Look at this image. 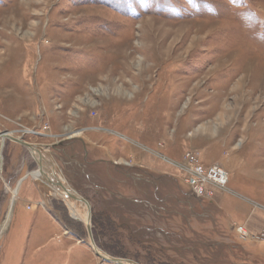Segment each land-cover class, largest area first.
Instances as JSON below:
<instances>
[{
	"label": "rangeland",
	"instance_id": "374dc122",
	"mask_svg": "<svg viewBox=\"0 0 264 264\" xmlns=\"http://www.w3.org/2000/svg\"><path fill=\"white\" fill-rule=\"evenodd\" d=\"M0 132L45 148L109 255L264 264L262 232H237L264 211V0H0ZM189 152L228 189L195 199ZM2 156L0 264H112L23 145Z\"/></svg>",
	"mask_w": 264,
	"mask_h": 264
},
{
	"label": "built area",
	"instance_id": "2783aa9c",
	"mask_svg": "<svg viewBox=\"0 0 264 264\" xmlns=\"http://www.w3.org/2000/svg\"><path fill=\"white\" fill-rule=\"evenodd\" d=\"M185 163L182 164L184 171H188L194 179L195 185L191 195L198 200L204 198H212L218 188L221 191H226L229 183V173L220 164H214L211 167H206L202 164L199 156L195 152H189ZM237 232L241 236H246L248 232L243 228L237 227ZM264 240V231L260 234Z\"/></svg>",
	"mask_w": 264,
	"mask_h": 264
},
{
	"label": "bare ground",
	"instance_id": "6f19581e",
	"mask_svg": "<svg viewBox=\"0 0 264 264\" xmlns=\"http://www.w3.org/2000/svg\"><path fill=\"white\" fill-rule=\"evenodd\" d=\"M80 134L81 133H75L72 137H77ZM5 135H6V137L8 136V137L13 138L12 135H10V134H5ZM4 142H5V138L0 136V175H1V164H2V159H3L2 150H3V147H4ZM31 153L34 154L32 151H31ZM40 157L43 160V163L45 162V163L49 164L48 159L42 157L41 155H40ZM50 164L53 165L51 162H50ZM42 167H43L42 171H37L36 172V179L39 180V181L45 182L46 184H44V185H45L46 189H49L48 191H51V192H54V193H57L58 195H60L66 201V204L68 206V210H69L72 218L77 220V221L83 222L86 225L88 223V217H89V214H90V210H89V207L87 206V204H85V203L82 204V203L76 202L75 199H71V198L69 199V197L67 195H65V193H63V191L58 189V186H56V181L59 182V185H61L63 188H65V189H67V190H69L70 192L73 193V191H75V190L72 188V186L70 184H68L66 181H65L66 182L65 184H64V182H61V180L59 178L61 173H59L57 171H56L57 173L55 171H53V173H52L51 168L46 169V167L44 165H42ZM45 173H48L49 176L47 177L45 175ZM21 184L22 183L20 182L19 187L13 193L14 194L13 204H12V206L10 208V213L8 215L7 221H6V223L4 224V226L2 228V232L6 229L7 223H9L11 218H13L12 217V215H13L12 211H13V207H14V202H15V200L17 202V196L19 194V188H20ZM81 197H83V196H81ZM83 199H85V198L83 197ZM70 200H71V202H70ZM241 228L245 229L244 227H241ZM245 231L248 232L246 229H245ZM90 245L93 248V245H94L93 242H91ZM127 261L128 260H126V263H127Z\"/></svg>",
	"mask_w": 264,
	"mask_h": 264
},
{
	"label": "crops",
	"instance_id": "0c3cea01",
	"mask_svg": "<svg viewBox=\"0 0 264 264\" xmlns=\"http://www.w3.org/2000/svg\"><path fill=\"white\" fill-rule=\"evenodd\" d=\"M13 143H15V144H19V143H16V142H14L13 141ZM37 144H34V146H36ZM36 147H38L39 149H40V151L41 152H43V149H45V148H43V146H40V145H37ZM43 148V149H42ZM24 149L25 150H27V154H28V156H31L33 159H34V161H35V163H36V165H37V167H38V169H39V164H38V162H37V160L35 159V157L31 154V152L29 151V149H27L26 147H24ZM40 152V153H41ZM28 159V157L26 156V157H24L22 160H21V165H22V167H21V170H19V175L22 173V172H24L25 171V169H26V167H27V160ZM233 159H236L235 161H233V162H236V161H238V160H242L243 161V163H245V160H244V158H233ZM203 160V159H202ZM205 160V159H204ZM201 161V162H203L205 165H209V164H211V163H213L214 161H207V162H205V161ZM231 161V160H230ZM48 162H49V164H47V163H45L44 162V166L46 167V169H49L50 167V162L51 161H49L48 160ZM241 163V162H240ZM48 166V167H47ZM223 166H225V164L223 165ZM238 166H239V164H238ZM238 166H237V162H236V165H234L233 167L231 166V163H230V170L232 171H235L237 168H238ZM225 168V167H224ZM234 168V169H233ZM227 170V169H226ZM229 173V172H228ZM29 174V172H28V170L24 173V175H23V178H25V176L26 175H28ZM17 176H18V174H17ZM16 175H14V178H18ZM231 175H230V173H229V180L231 179V177H230ZM3 179V181H4V183H7L6 182V180L4 179V177L2 178ZM11 180H13V177H11V179H7V181H8V183L9 184H11ZM10 181V182H9ZM48 181V180H47ZM43 182V181H42ZM26 183H29V181H27ZM229 183H230V181H229ZM30 184V183H29ZM43 184H46L45 182H43ZM229 185V184H228ZM30 186V185H29ZM24 190V189H23ZM30 196H32V194H29L28 192H27V194L25 193V191H23V193H21V198L25 201V202H27V201H29L28 199H29V197ZM24 197V198H23ZM28 198V199H27ZM21 199V200H22ZM20 200V201H21ZM23 201V202H24ZM258 207H260V206H254V207H252L250 210H249V212L251 213V214H248V215H245L244 217H245V220H244V222H242V223H239L240 224V226L242 225V226H244L245 227V229L251 234V235H254V236H256V235H258L259 233H261V232H263V230H264V211L262 210V209H260V208H258Z\"/></svg>",
	"mask_w": 264,
	"mask_h": 264
},
{
	"label": "water",
	"instance_id": "95a60500",
	"mask_svg": "<svg viewBox=\"0 0 264 264\" xmlns=\"http://www.w3.org/2000/svg\"><path fill=\"white\" fill-rule=\"evenodd\" d=\"M0 136L4 137L5 140L10 139L16 143H19L21 145H23L24 147H26L27 149H29V151L33 152L34 154H32L36 159L37 162L39 164V171H42L43 167L42 165H44L43 160L41 159L40 155H41V151L38 147L31 145V144H27L26 142H24L23 140L20 139H15V138H11V137H6V135L4 133L0 132ZM5 143V142H4ZM45 175L48 177L49 174L45 173ZM56 186H58V189H60L61 191H63V193H65V195H67L69 198L71 199H75L76 201L82 203V204H87V206L89 207L90 210V214L88 217V223L86 224V229H87V233L89 236V239L91 242H93V250L96 256L100 257L103 261L108 262V263H112V264H138L134 261L128 260L126 263V259L123 258H117V257H113L111 255H109L108 253L104 252L103 250H101L98 245L96 244L95 240H94V235H93V226H92V213H91V205L89 203L88 200L83 199V197H81V195H79L76 191L70 192L69 190L63 188L61 185H59V182L56 181ZM62 187V188H61Z\"/></svg>",
	"mask_w": 264,
	"mask_h": 264
},
{
	"label": "trees",
	"instance_id": "16d2710c",
	"mask_svg": "<svg viewBox=\"0 0 264 264\" xmlns=\"http://www.w3.org/2000/svg\"><path fill=\"white\" fill-rule=\"evenodd\" d=\"M98 243V242H97ZM112 255H115L114 253Z\"/></svg>",
	"mask_w": 264,
	"mask_h": 264
}]
</instances>
